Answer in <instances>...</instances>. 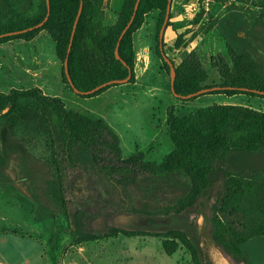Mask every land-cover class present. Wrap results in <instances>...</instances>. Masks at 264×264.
<instances>
[{
    "label": "trees",
    "instance_id": "1",
    "mask_svg": "<svg viewBox=\"0 0 264 264\" xmlns=\"http://www.w3.org/2000/svg\"><path fill=\"white\" fill-rule=\"evenodd\" d=\"M26 1H30L28 7ZM82 7L76 22L70 49L71 31L77 15L80 0H0V44L23 40L29 42L40 32L47 34L54 44V56L61 64V82L79 97L95 96L110 86L111 83L89 94H84L102 83L127 79L134 85V64L136 51L133 47V34L144 24L145 16L156 11L155 55L160 59L161 69L168 75L169 67L159 49L158 32L165 16L168 0H139L132 22L120 37L128 23L136 0H123L115 12L111 25H104V16L111 8V0H81ZM222 3L227 10L234 7L225 0ZM172 0L164 32L171 25ZM264 6V1L262 2ZM201 13L203 9L200 8ZM234 24L230 29L219 26V33L226 42L231 55V63L221 56L214 57L212 66L216 67L220 82L207 85L208 75L194 50L178 63L170 60L174 69L173 94L185 96L203 88L214 86L223 89L208 91L203 94H245L247 97L264 99V73L260 72L256 60L245 48L236 34L240 27L238 11L232 10ZM256 20L264 27V10L253 12ZM47 15L45 21L38 25ZM32 29H29L31 28ZM26 29L25 31H22ZM11 35L6 33L16 32ZM163 32V37H164ZM184 32H177L172 46L178 49L185 40ZM120 37V38H119ZM194 38L190 37L189 41ZM117 46L118 58L115 57ZM162 48L165 43L162 40ZM67 60V72L71 84L64 73V60ZM76 90L74 92L73 90ZM198 96V95H196ZM196 96L184 99L192 100ZM6 109V111H4ZM22 123L25 129L36 130L44 138L51 153L55 177L49 182L48 196L66 212L67 197L62 185V174H72L81 169L103 168L107 179L118 187L130 180L142 181L152 178L168 179L171 176H184L189 185L177 200L179 209L190 207L203 195L214 182L215 174L220 171L224 179L223 197L212 218V235L236 258H243L247 243L253 238H264V171L257 168L230 169L225 163L232 153L264 152V112L248 106L213 103L194 112L177 116L173 108L167 111L166 126L172 142V149L159 162L148 161L143 152L136 150L124 157L117 135L100 118H91L66 108L57 96L44 94L41 89L11 88L0 92V138L7 129L11 132ZM54 128V130H53ZM5 141L0 143L1 183L10 182L3 173L10 154L16 152ZM169 180H166L167 182ZM162 182V181H161ZM151 184L156 191L166 187V183ZM37 189L32 186L29 198L37 203ZM38 204V203H37ZM44 209L43 207L40 208ZM74 217L84 226V213L75 211ZM44 224L49 220L43 212L37 217ZM52 223V217L49 221ZM114 232L126 236L150 235L171 236L184 242L191 253L194 264L198 261V245L194 235L188 237L180 231L164 234L121 231L109 228L102 237H109ZM50 243L54 244L53 231H48ZM101 237L84 233L75 240L90 242ZM163 249L171 254L163 242ZM247 259V257H246ZM249 261V259H248Z\"/></svg>",
    "mask_w": 264,
    "mask_h": 264
},
{
    "label": "rangeland",
    "instance_id": "2",
    "mask_svg": "<svg viewBox=\"0 0 264 264\" xmlns=\"http://www.w3.org/2000/svg\"><path fill=\"white\" fill-rule=\"evenodd\" d=\"M263 1H224L227 4H233L234 7H231L230 10L242 13L244 22L237 33L248 51L256 52L260 50L259 47L262 49L261 46H264L261 42L264 40V31L258 28L257 22L252 16L253 12L264 8ZM29 4L30 1L25 6L28 7ZM200 8L203 9V13ZM171 10L172 23L164 32L163 42L165 45L170 43L177 32L185 33L183 37L185 42L178 49H174L173 46H165L164 53L169 56V60L178 63L190 50H194L208 75L206 84L219 83L217 69L212 66V57H222L221 48L224 39L219 33V26L226 27V24L233 23L231 11L215 0H172ZM157 19L156 11L149 12L145 16L141 29L134 34L133 42L136 48L139 44H147L149 48L148 64L144 70L137 73L134 85L124 82L110 86L95 96L83 98L77 96L69 89L64 88L61 82V64L54 56L53 41L47 34L41 32L37 38L30 42V45L18 41L0 44V92H7L11 88L37 87L44 94L57 96L64 102L67 109L91 118L104 120L106 125L117 135L124 157L139 150L144 153L146 160L155 162L161 161L172 149V142L166 126L169 109L173 108L174 114L181 116L217 103L248 106L264 112V99L247 97L245 94L227 96L208 93L198 95L188 101H184V99L189 98L175 97L169 88L168 75L161 69L160 60L155 56L153 50L156 46ZM105 24H108V20H105ZM246 25L248 30L245 32L243 27ZM191 36L194 38L189 41ZM257 41H260L261 44L254 43ZM205 43H207L208 50L204 53ZM27 48H31L32 55L38 59V68L32 73L18 65L14 57L15 49L20 50L21 53L24 50L27 51ZM254 54L251 56L256 59L260 72L264 73V61L260 57H255ZM24 58L29 60V55L26 53ZM228 63L230 64V62ZM4 141L17 151L8 157L7 164L3 169V173L10 179V182L0 184V204H5L9 208L17 207L24 216L25 230L28 225L37 227L45 235L51 230L54 243V230H57L61 252L69 251L73 253V257L76 255L74 247L86 244V242L74 244L82 234L90 233L101 237L97 239L100 245L97 248L100 250L102 247L104 250L90 255L91 260L88 259L86 264H194L186 244L171 236H126L120 232H114L109 237H102L108 232V229L92 231L86 224L81 227L78 223L79 220L74 217L75 211H81V209L68 198L66 189V212L61 206L51 201L47 194L49 182L55 177V171L51 153L44 138L36 130L25 129L22 123H19L13 131L10 132L7 129L4 132L0 143L2 144ZM85 163L87 162H84L81 168L82 172L74 174L70 180L64 173L62 174L63 188L69 183L71 187L78 178L81 179L83 174L89 175L90 172L85 170ZM225 167L235 170L257 168L264 171V152L232 153L226 161ZM99 172V181L97 180L96 186L98 190L102 191L104 184H107L108 181L107 172L103 168H99ZM220 173L218 171L215 174L213 183L220 185ZM1 180L3 178L0 176ZM166 180L169 181L165 182ZM163 182L167 186L161 193L170 194L169 202H173L175 199L174 191L178 190L181 195L189 185L188 179L182 175H173L163 180L146 178L142 181L127 182L123 195L129 196L128 190L131 188L139 190V184L146 187L148 184L160 185ZM32 186L37 189L35 197L38 204L29 198ZM77 187L75 186V188ZM107 194H104L101 201H94L93 207L98 211L110 205L120 209L116 197L112 193ZM41 207L44 209L40 210ZM142 207V205L132 206V209L142 210ZM160 208L157 205L145 208V211L146 213H155ZM41 212L46 219L49 218L44 224L37 221ZM51 217L52 223H49ZM89 217L84 215V219H87L88 222L92 218ZM163 242L171 249L170 251H173L171 254L163 249ZM49 244L54 247L50 240ZM246 251L242 257L248 264H264V238L251 239L247 243ZM94 252H97V249ZM74 264H84V262L77 259Z\"/></svg>",
    "mask_w": 264,
    "mask_h": 264
},
{
    "label": "water",
    "instance_id": "3",
    "mask_svg": "<svg viewBox=\"0 0 264 264\" xmlns=\"http://www.w3.org/2000/svg\"><path fill=\"white\" fill-rule=\"evenodd\" d=\"M170 1L171 0L167 1L165 16L159 28V32H158V41H159V47H160L161 53H162L161 43L163 39V32H164L166 23L168 21L169 12H170ZM138 3H139V0H136L134 4V8H133V13L128 23L122 30L120 37L125 33L130 23L132 22L135 11L137 10V7H138ZM46 4L48 8V0H46ZM81 7H82V1L80 0L79 9H78L77 15L73 23L71 36H70V42L68 45L67 52L70 49V43L72 40V36L74 33L77 19L81 11ZM46 17L47 15L36 26L41 25L45 21ZM29 29H32V27ZM25 30L26 29L22 31H25ZM18 32L20 31L6 33L5 35H11V34L18 33ZM206 50H208L207 43H205V48H203L204 53ZM221 52H222V58L226 62L231 63L232 58H231L228 46L225 41L222 43ZM114 53H115V57L118 58L117 46L115 48ZM14 56H15V60L17 64L20 65L21 67L25 69H32L33 67H35V65H33V62L26 63L21 57V54L17 49L14 50ZM165 60L168 63L170 89L173 92L174 91L173 90L174 69H173V65L171 61L167 58H165ZM63 65H64L65 76L68 82L71 84L69 76H68V72H67V60L66 59L64 60ZM127 79L102 83L99 86L95 87L94 89L84 92V94H89L111 83H124L127 81ZM223 88L225 87L214 86L211 88H203L201 90L196 91L195 93H191L185 96H179L177 94H174V96L180 97V98H190V97H193V96H196V95L208 92V91L218 90V89H223ZM73 91L76 92L75 89ZM261 94H264V93L261 92ZM4 111H6V109H4ZM223 188H224V179L223 177H221L220 191L217 194L216 198L212 200L211 202H206L207 197L203 195L199 196L194 201L191 207V210L196 209V211H191L189 213L186 210H183L178 213L174 212V210L176 209V205L174 204L168 206V208L171 210V212L168 214L166 213H146V212H141V211H137V212L128 211L127 210L128 208L125 206L122 210H115L114 212L110 213V215L105 220V223H106L105 229L115 228L121 231L143 232V233H150V234H164L169 231H180V232H184L185 234H187L188 237H191V235H194L195 238L197 239V245H198L197 254H198L199 264H248L244 258L234 257L232 253L228 252L221 244L217 243L214 240L213 235H212V229H213L212 218H213L215 211L219 207L221 199L223 197ZM101 220L103 221V218ZM179 220H183L184 222H186L185 224H188V222L192 220L191 229L193 231L191 230L189 232L188 229L185 228L184 226L185 224L183 225V223L179 222Z\"/></svg>",
    "mask_w": 264,
    "mask_h": 264
},
{
    "label": "crops",
    "instance_id": "4",
    "mask_svg": "<svg viewBox=\"0 0 264 264\" xmlns=\"http://www.w3.org/2000/svg\"><path fill=\"white\" fill-rule=\"evenodd\" d=\"M122 1L111 0V8L106 11L104 16V25L113 24L115 12L119 9ZM105 20H108V24H105ZM140 29L141 27L136 32ZM173 40L171 39L170 43L166 46H172ZM133 47L136 51L134 64V74L136 77L137 73L144 70L148 64L149 48L147 44H139L136 48L134 42ZM259 49L256 52L249 50V53L251 55L255 53V57H264V50ZM25 229L26 222L24 216L19 212L17 207L9 208L5 204H0V264H74L77 259L86 264L88 259L91 260L90 255L104 250L102 247L98 250L97 247H100L99 241L94 240L86 242L85 245L75 246L76 253L74 252V254L76 255L73 257V253L69 251L65 253L61 252L57 230H54L55 243L54 247H51L49 237L37 227L28 225L27 230ZM95 249H97V252H94ZM68 254L71 255L69 256Z\"/></svg>",
    "mask_w": 264,
    "mask_h": 264
},
{
    "label": "flooded vegetation",
    "instance_id": "5",
    "mask_svg": "<svg viewBox=\"0 0 264 264\" xmlns=\"http://www.w3.org/2000/svg\"><path fill=\"white\" fill-rule=\"evenodd\" d=\"M26 3H27V1H26ZM261 10H264V8L260 9L259 11L261 12ZM256 12H258V11H256ZM252 16L254 17V20L257 22L258 28L262 29L264 31V27H263L262 23H260L259 21L256 20L257 18L255 17V15L252 14ZM238 18L240 20V27H242L244 19L242 18V13L240 11H238ZM233 24H234V20H233L232 24H226L225 26L228 29H230ZM243 30L245 32H246V30H248L247 25L243 27ZM39 34L35 38H37L39 36ZM236 34L238 35V37H240V35H239V33H237V31H236ZM35 38L30 40L29 42H26V41H23V40H18V42L20 41V42H24L25 44L30 45V42L33 41ZM155 42H156V39H155ZM261 42L264 44V40L261 41ZM254 43L261 44L260 41H257V42H254ZM261 47L264 50V48H263L264 46H261ZM163 48H162V53L161 54L163 56L169 57V56H167L164 53ZM159 49H160V47H159ZM153 50H155V48ZM18 51L20 52V50H18ZM26 53L29 55V60H25V58H24ZM20 54H21V57L23 58V60L26 63H32L33 62V65H35V67H33L32 69H25L23 67L22 68L24 70H26L27 72H31V73L34 72V70L38 68V59H37L36 56L34 57L32 55L31 48H27V51L24 50ZM215 57H218V56H215ZM213 58L214 57H212V61H213ZM261 60L264 61V57H261ZM81 170L82 169H78L75 172H73L72 174L66 175L67 179L70 180L72 178V176H74V174L76 175V174H78V172L79 173L82 172ZM85 170L90 172L89 175L83 174L81 176V179L78 178L72 184L71 187H70V183H69L68 185L65 186V189H66V192L68 194V198L72 202H74L76 205L79 206V208L84 213V215L90 216L89 218L92 217L89 220V222L87 221V219H84V223L92 231H97V230H101V229L105 228L106 227L105 220L110 215V213L114 212L115 210H122L125 206L128 208L127 209L128 211L146 212L145 208L155 207V206L158 205L161 208H160V210L156 211L157 213H166V214H168V213L171 212V210L168 208V206L174 204V205H176V209L174 210V212H176V213L181 212L183 210H186L188 213L191 212V211H196V209L191 210L192 206L184 207L183 209H179V205L177 203V200L182 196V194L180 195L179 193H181V192H179L178 190L174 191L176 196H175V199L173 200V202H169L168 198L170 197V194H168V193L162 194L161 193V192H163L166 189V187H163V188H161V189L156 191V189L152 185L148 184L146 187L145 186L142 187L139 184V186H140L139 190L135 189V188H131V189L128 190L129 193H130L129 196H126V195H123L124 194L123 190L126 187V183L129 182V181L124 183L121 187H118L113 181L107 179L108 180L107 184H104V190H102V191L98 190L97 186H96V182H97V180L99 181V179H98V177H99L98 175L100 174L99 169H96V170L92 169L91 170V169L88 168V169H85ZM130 181H135V180H130ZM103 183L104 182L102 181V184ZM75 186H78V187L75 188ZM219 191H220V185H218L216 183L212 184L208 188V190L203 194V196L207 197V201L206 202H211L212 200H214L216 198L217 194L219 193ZM110 193H112L116 197V200H117L116 202L118 203L120 209L116 208L114 205H112V206L110 205L107 208H105V209L101 208V210L98 211L97 209H95L93 207V204H94L93 202L94 201H97V200L101 201V199L104 198L103 197L104 194L110 195ZM138 205L139 206L140 205L143 206L142 210H134V209H132V206L138 207ZM102 218H103V221L101 220ZM179 222H182L183 225L186 223L183 220H179ZM191 224H192V220L190 222H188V224L184 225L185 228H187L189 232L192 230L191 229Z\"/></svg>",
    "mask_w": 264,
    "mask_h": 264
}]
</instances>
